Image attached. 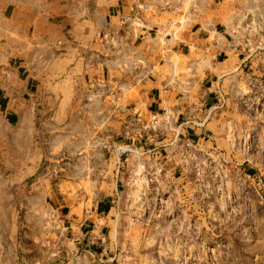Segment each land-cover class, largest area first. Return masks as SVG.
<instances>
[{
	"label": "rangeland",
	"instance_id": "1",
	"mask_svg": "<svg viewBox=\"0 0 264 264\" xmlns=\"http://www.w3.org/2000/svg\"><path fill=\"white\" fill-rule=\"evenodd\" d=\"M237 10L227 25L240 33L227 38L243 62L236 66L237 51L228 52L229 62L215 71L226 75L230 106L213 112L202 130L174 141L178 125L204 118L209 104L189 115L169 109L167 124L144 128L149 111L134 101L133 87H124L120 105L135 103L143 122L124 109L122 131L107 138L101 128L86 135L54 131L50 112L27 117L24 182L23 170L10 180L0 169V264H264V0H242ZM169 60L173 96L197 103L211 55L196 70L179 67L174 54ZM44 120L48 128L41 130ZM13 138L19 143L18 132L0 125V153ZM71 218L84 225L96 219L99 227L82 225L83 237L75 239Z\"/></svg>",
	"mask_w": 264,
	"mask_h": 264
},
{
	"label": "crops",
	"instance_id": "2",
	"mask_svg": "<svg viewBox=\"0 0 264 264\" xmlns=\"http://www.w3.org/2000/svg\"><path fill=\"white\" fill-rule=\"evenodd\" d=\"M241 1L5 0L0 12V20H5L0 30V125L18 132L20 141H6L12 145L0 153L5 155L0 169L10 173L6 175L10 180L21 177L23 170L24 182L28 116L50 112L52 130L67 131L69 136L100 128L105 138L109 131L118 134L126 109L120 105L124 87L138 88L134 101H141L145 112H202L212 103L210 88L203 84L220 77L215 71L222 72L220 65L229 62L226 54L237 51L235 65L243 62L239 46L227 38L232 32L227 20L232 11L236 14ZM181 16L184 25L172 23L173 17ZM172 54L179 58V67L193 70L211 55L213 73L205 72L194 97L197 103L173 96ZM44 128H48L47 120L41 123V130ZM103 207L97 210L102 213ZM92 222L66 221L75 229V239L83 237L78 227H99L96 219ZM92 232L84 234L91 236Z\"/></svg>",
	"mask_w": 264,
	"mask_h": 264
},
{
	"label": "built area",
	"instance_id": "3",
	"mask_svg": "<svg viewBox=\"0 0 264 264\" xmlns=\"http://www.w3.org/2000/svg\"><path fill=\"white\" fill-rule=\"evenodd\" d=\"M238 18V15L235 16ZM248 16H245L247 19ZM237 20V19H236ZM252 24V22H248V24L245 25V27L248 29V26ZM245 29V31H247ZM239 30L236 27V29L232 30L231 34H233V37L236 38V36L239 34ZM232 40H234V38ZM245 43H247L248 39L245 38ZM226 75H221L220 77H216L214 80L210 82L209 88H210V94L212 95V103L209 105L208 110H206V116L202 118L201 120H185V122L181 123L177 127V131L174 137V141L181 140L180 136H182L184 132L187 130H193L194 128L202 130L205 125L208 123L209 117L213 112H219L224 109H227L230 106V101L227 93L224 90L223 87V78ZM133 114L135 118L134 120L138 123H142V112L140 110H137L133 108ZM171 119V114L168 110L164 109L162 112H149L148 118L145 121L144 128L146 129H156L158 127H161L164 124H167V122ZM185 134V133H184ZM183 142L186 143V145H191L189 136L183 137Z\"/></svg>",
	"mask_w": 264,
	"mask_h": 264
}]
</instances>
